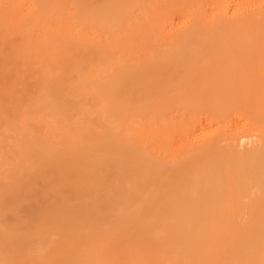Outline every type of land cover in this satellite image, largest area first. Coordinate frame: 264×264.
<instances>
[{
    "label": "bare ground",
    "instance_id": "6f19581e",
    "mask_svg": "<svg viewBox=\"0 0 264 264\" xmlns=\"http://www.w3.org/2000/svg\"><path fill=\"white\" fill-rule=\"evenodd\" d=\"M0 264H264V0H0Z\"/></svg>",
    "mask_w": 264,
    "mask_h": 264
}]
</instances>
